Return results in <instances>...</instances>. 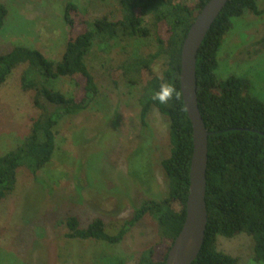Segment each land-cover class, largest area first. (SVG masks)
Wrapping results in <instances>:
<instances>
[{
  "label": "rangeland",
  "instance_id": "374dc122",
  "mask_svg": "<svg viewBox=\"0 0 264 264\" xmlns=\"http://www.w3.org/2000/svg\"><path fill=\"white\" fill-rule=\"evenodd\" d=\"M0 1L9 9L0 31V54L26 46L60 61L70 36L64 20L67 1L75 2L89 22L104 15L112 20L122 17V0ZM257 6L264 10V0H257ZM150 21L151 16L146 17V24ZM233 23L218 53L216 74L222 80L231 75L248 78L251 93L264 101V13L246 12ZM157 47L154 36L136 41L96 37L86 63L99 87L98 97L87 110L60 120L53 159L37 177L27 167L19 168L15 190L0 204V264H136L158 241L157 223L150 215L114 246L69 240L65 224L70 215L79 216L83 227L100 217L115 232L144 202L168 195L162 160L171 153L170 121L153 107L144 127L142 86L125 80L114 85L111 79L112 70L124 61ZM164 68V58L153 64L159 75ZM26 69H15L0 85V157L24 141L40 113L33 91L22 87ZM49 87L68 96L79 92L65 77ZM138 166L147 182L133 175ZM218 249L237 257L239 264H262L254 260V241L245 233L219 236Z\"/></svg>",
  "mask_w": 264,
  "mask_h": 264
},
{
  "label": "trees",
  "instance_id": "16d2710c",
  "mask_svg": "<svg viewBox=\"0 0 264 264\" xmlns=\"http://www.w3.org/2000/svg\"><path fill=\"white\" fill-rule=\"evenodd\" d=\"M208 1L122 0L120 19L112 20L104 15L93 22L82 15L75 2L67 1L64 20L70 36L60 61L26 46H16L0 54V85L15 69L26 65L22 87L33 91L34 105L40 111L24 141L0 157V204L15 190L19 168L25 166L37 177L51 162L60 120L87 110L98 97L99 87L86 63L96 37L107 41H136L154 36L157 50L124 61L112 70L111 79L114 85L125 80L132 86H142L140 117L144 127H147V117L153 107L170 121L171 153L162 160L169 182L168 195L144 202L115 232H111L100 217L83 227L79 216L70 215L65 224L69 240H94L114 246L123 241L129 228L150 215L157 223L159 239L142 253L136 264H166L168 252L186 218L194 148L193 127L180 87L181 52L189 29ZM246 12L261 16L264 10L258 8L257 0H229L197 55L198 102L210 133L206 190L208 225L201 252L192 264H239L237 257L218 249V237L234 238L242 233L254 241V260L264 264V101L251 93L252 83L248 78L231 75L222 80L216 74L218 53L233 28V19ZM8 15L9 9L0 1V31ZM148 16H151L150 24H146ZM159 58L165 60L161 75L153 70ZM60 77L75 83L79 89L77 96H68L49 87L51 81ZM163 82L175 85L181 93L179 100L174 98L167 104L152 100ZM141 174L138 166L133 175L146 181Z\"/></svg>",
  "mask_w": 264,
  "mask_h": 264
},
{
  "label": "water",
  "instance_id": "95a60500",
  "mask_svg": "<svg viewBox=\"0 0 264 264\" xmlns=\"http://www.w3.org/2000/svg\"><path fill=\"white\" fill-rule=\"evenodd\" d=\"M229 0H209L196 17L184 40L181 52L180 87L185 108L193 127V156L186 218L168 252L166 264H192L201 252L208 225L206 203L208 140L198 102L196 62L208 31Z\"/></svg>",
  "mask_w": 264,
  "mask_h": 264
},
{
  "label": "clouds",
  "instance_id": "9594fccd",
  "mask_svg": "<svg viewBox=\"0 0 264 264\" xmlns=\"http://www.w3.org/2000/svg\"><path fill=\"white\" fill-rule=\"evenodd\" d=\"M181 93L176 89L175 85L170 82H163L160 90L152 95L153 101H159L161 104H167L169 101L179 100Z\"/></svg>",
  "mask_w": 264,
  "mask_h": 264
}]
</instances>
